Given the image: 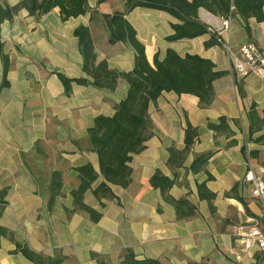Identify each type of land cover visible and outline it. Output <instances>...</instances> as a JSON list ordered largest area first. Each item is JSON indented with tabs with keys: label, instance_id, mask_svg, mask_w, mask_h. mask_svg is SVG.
Instances as JSON below:
<instances>
[{
	"label": "crops",
	"instance_id": "1",
	"mask_svg": "<svg viewBox=\"0 0 264 264\" xmlns=\"http://www.w3.org/2000/svg\"><path fill=\"white\" fill-rule=\"evenodd\" d=\"M20 1L0 0V4L12 8ZM98 1L87 0L88 12L66 22H61L57 8L37 18L21 9L0 25V45L9 59L8 87L0 90V226L7 232L0 241V264H32L11 253L15 243L44 257H61L60 264H118L127 250L138 260L156 259L162 264H264L259 252L244 255L231 234L234 226L248 219L264 221L262 206L244 183L248 161L264 164V146L244 140L250 106L256 105L259 117L264 110V77L253 73L238 78L221 45L205 48L209 34L166 42L171 26L179 22L164 12L136 8L125 16L148 63L152 65L155 53L162 59L171 49L181 57L210 60L215 71L225 74L212 83L214 96L206 108L194 96L162 93L148 109L151 135L129 163V185L110 186L113 197L102 199L103 207L92 195L102 178L88 130L96 117L113 115L127 85L118 79L114 90L108 91L72 83L65 93L56 72L68 79H89L81 70L82 57L73 36L78 26L88 27L96 62L105 61L118 72L133 68V51L123 43L109 45L101 18L90 20L92 11L99 16L122 12L124 2ZM208 19L220 22L199 9L198 20L208 26ZM248 26L249 34L239 18H230L222 41L233 51L246 42L264 50V22L250 19ZM1 74L0 61V81ZM221 117L227 126L224 133L207 129ZM187 122L198 129V140L176 166L169 163V149H184ZM208 152L212 155L206 165L192 172L193 160ZM250 152L257 153L253 159ZM85 165L98 175L83 197L86 206L100 213L97 222L73 211L70 193L79 184L74 169ZM156 172L173 181L164 195L150 184ZM53 173L60 175L57 190L51 189ZM207 176L212 179L206 180ZM203 182L215 195L211 202L198 196L197 185ZM53 191L56 196L49 209ZM166 199L184 200L186 205L176 212Z\"/></svg>",
	"mask_w": 264,
	"mask_h": 264
},
{
	"label": "trees",
	"instance_id": "2",
	"mask_svg": "<svg viewBox=\"0 0 264 264\" xmlns=\"http://www.w3.org/2000/svg\"><path fill=\"white\" fill-rule=\"evenodd\" d=\"M107 0H99L98 3ZM124 2L122 12H114L111 15L99 16L92 11L90 20L95 17L101 18L107 30L109 45L123 43L134 53L133 68L128 72H118L110 70L105 61L96 62V55L88 27L78 26L73 31V36L77 39L78 50L82 57V72L89 79H68L62 74L56 75L64 86L65 93L69 92L70 85H91L96 89L108 91L114 90L118 79H122L127 85L125 98L114 107L111 117L98 116L94 120L93 127L88 130V142L91 150L97 155L99 173L102 182L92 191V195L99 202L100 207L104 204L102 199L113 197L110 186L126 188L130 183L131 169L129 163L134 155L140 154L144 149V143L151 135V123L148 117L149 107L157 101L164 92H172L176 95H191L198 99L200 107H208L214 96L212 83L224 76V72L215 71V65L207 59L197 55L186 54L179 56L175 51L167 49L163 58L159 59V54L155 53L150 65L146 59L144 46L137 39L134 28L128 23L125 16L136 8L164 12L176 19L179 24L171 26L172 34L165 38L168 43L180 40H192L210 35L209 41L204 46L210 48L217 45V36L209 33L208 26L198 20V10L202 9L206 13L227 20L237 17L243 23L246 33H250L249 20L254 19L256 23L264 22V0H120ZM59 10L61 22L77 18L88 12L87 0H21L15 7L2 6L0 4V25L8 21L19 10L25 9L30 16L39 17L47 14L51 10ZM254 43V42H253ZM255 44V43H254ZM0 61L2 74L0 90L7 88V73L9 69V59L3 53L0 45ZM256 105L250 106L247 114L248 119V140L259 144L264 142V134L253 138L252 136L264 130V110L259 117ZM207 129L213 132L224 133L227 130L225 118L218 119V124H207ZM198 140V129L186 123L184 130V149L176 151L169 149V163L179 166L184 159V155L190 147ZM256 152H250L254 157ZM212 153H204L197 156L191 166L192 172L201 170L211 157ZM264 165V164H263ZM79 181L78 187L72 190L73 211L86 213L92 222H97L101 215L94 209L86 206L83 202L84 194L90 189L92 183L98 179V175L90 165H85L74 169ZM58 173H53L51 186L52 190L59 188ZM212 177L207 176L206 180ZM150 184L158 189L162 195L167 192L173 181L155 173ZM235 188H232L233 192ZM197 193L200 199L211 202L215 195L208 191L205 182L197 185ZM1 195V193H0ZM56 192L53 191L48 200V208H51ZM175 208L176 212L186 205L184 200L166 199ZM238 201H241L237 197ZM2 202L0 200V217L2 214ZM7 236V232L0 226V241ZM12 254H20L24 259L32 264H60L61 257H44L37 254L25 245L15 243ZM118 264H162L156 259H136L134 253L127 250ZM197 264V263H189Z\"/></svg>",
	"mask_w": 264,
	"mask_h": 264
},
{
	"label": "built area",
	"instance_id": "3",
	"mask_svg": "<svg viewBox=\"0 0 264 264\" xmlns=\"http://www.w3.org/2000/svg\"><path fill=\"white\" fill-rule=\"evenodd\" d=\"M208 30L217 36V43L223 47L229 66L238 78L243 79L253 73L264 77V50L261 47L246 42L233 51L222 41L221 36L229 31V19H220L216 28L209 27ZM244 183L249 187L250 197L260 203L264 213V165H253L248 161ZM231 234L244 255L251 257L259 252L264 259V221L248 219L244 224L234 226ZM235 259L240 261L241 257L235 255Z\"/></svg>",
	"mask_w": 264,
	"mask_h": 264
},
{
	"label": "rangeland",
	"instance_id": "4",
	"mask_svg": "<svg viewBox=\"0 0 264 264\" xmlns=\"http://www.w3.org/2000/svg\"><path fill=\"white\" fill-rule=\"evenodd\" d=\"M213 19H211V20H206V23L208 24V26L209 27H213V28H216L218 25H219V22H218V24H215V22L213 21V22H211ZM261 133H263L264 134V130H261L259 133H255L252 137L253 138H256L259 134H261ZM249 138H248V134L247 133H245V135H244V140H245V142L248 144V143H250V144H253V142H251V141H249L248 140ZM262 146H264V142H262V143H260ZM251 158L253 159L254 157H252L251 156Z\"/></svg>",
	"mask_w": 264,
	"mask_h": 264
}]
</instances>
